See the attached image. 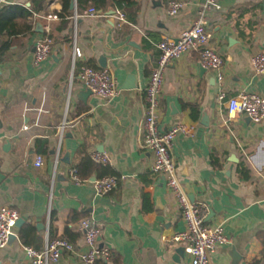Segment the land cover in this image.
<instances>
[{
  "label": "crops",
  "instance_id": "crops-1",
  "mask_svg": "<svg viewBox=\"0 0 264 264\" xmlns=\"http://www.w3.org/2000/svg\"><path fill=\"white\" fill-rule=\"evenodd\" d=\"M9 1L33 10L31 0ZM72 1L71 15L61 17L62 0H50L27 19L19 18L18 26L29 28L15 35L5 30L1 38L0 207L12 206L24 221L15 228L16 238L0 248V264H30L25 246L42 249L56 236L85 250L77 230L82 218L99 228V244L112 252L108 264H190L184 245L171 240L185 222L165 177L151 170L141 122L157 43L177 39L206 0H181L174 15L170 0H130L123 7L106 0L101 17L79 11L77 0L72 9ZM217 2L205 19L225 59L224 78L203 69L197 52L184 53L165 71L159 123L162 130L177 122L193 126L191 134L177 136L173 155L191 201L205 203L206 222L222 225L231 238L212 255L214 263L255 264L263 250L258 233L264 231V119L256 123L245 114H230L228 100L244 91L264 98V74H255L251 63L264 51V0ZM118 9L127 18L121 27ZM53 13L59 18L49 20ZM46 35L52 39L51 54L35 65V46ZM75 47L81 56H75ZM102 57L118 87L110 103L82 97L87 88L80 68H103ZM93 152L108 154V165L76 183L70 170ZM38 155L44 157L41 166L35 165ZM109 173L119 177L117 186L98 194L93 179ZM52 264L85 263L64 251Z\"/></svg>",
  "mask_w": 264,
  "mask_h": 264
},
{
  "label": "built area",
  "instance_id": "built-area-1",
  "mask_svg": "<svg viewBox=\"0 0 264 264\" xmlns=\"http://www.w3.org/2000/svg\"><path fill=\"white\" fill-rule=\"evenodd\" d=\"M218 0H206L199 10L197 20L177 38L165 37L157 43L159 54L152 67L149 80L143 90L145 111L142 118V147L152 153L151 170L163 175L167 185L176 197L181 209V216L185 222V229L172 237L173 242L182 243L185 251L190 257V264H215L212 255L221 245L231 242L222 225H211L206 222L209 208L205 203L191 201L182 186L177 174V162L173 155L174 141L179 134H191L193 126L183 122H177L166 130L160 128L159 110L161 106V95L163 93L165 71L167 67L179 59L188 51L197 52L200 65L218 73V79L223 80L222 68L224 57L217 51L213 43V35L206 27L205 13L208 9L218 7ZM10 4L9 0H0V6ZM181 0H170L168 11L177 14L182 8ZM89 15L103 16L102 12L91 8ZM56 13L49 14V20L58 19ZM75 19L77 14L74 15ZM115 17L118 26L121 27L127 21L123 11L117 10ZM48 27V26H47ZM48 30L50 28L48 27ZM52 39L46 35L39 40L34 50V63L40 65L51 54ZM75 56H81L78 47L74 50ZM255 74H264V51L255 53L251 59ZM1 64V59H0ZM79 76L84 86L91 94L102 103H110L118 93L116 80L108 68H96L88 64L81 66ZM226 94L221 92L220 98ZM230 114H245L253 122H261L264 119V98L257 93L241 92L228 100ZM27 129V127H24ZM92 159L100 164L108 165L109 156L106 153L93 152ZM44 157L38 155L35 160L36 166L43 164ZM73 181L81 183L77 167L70 170ZM119 177L116 175H104L93 184L98 194L111 191L118 184ZM20 213L9 205L0 207V248L8 244L11 234H15L17 221ZM77 230L82 233L85 250L78 248L66 236H56L48 239L42 249L33 246H25L26 254L30 264H52L62 256L64 251L73 252L85 264H93L98 260H110L112 252L107 246H101L98 242L99 228L89 219L83 218L77 224Z\"/></svg>",
  "mask_w": 264,
  "mask_h": 264
},
{
  "label": "trees",
  "instance_id": "trees-1",
  "mask_svg": "<svg viewBox=\"0 0 264 264\" xmlns=\"http://www.w3.org/2000/svg\"><path fill=\"white\" fill-rule=\"evenodd\" d=\"M50 0H31L32 2V7L33 10H29L25 7L18 6V5H12V4H7L4 5L2 9H0V53L3 48V43L1 41L2 35L4 31L6 30L9 35H15L19 34L24 31V29L29 28V26L26 24L24 27L18 26L20 22H18L19 18H23L24 20L27 19L29 16L33 14V11L39 12L44 8V4ZM71 0H62L63 2V9L59 13L61 17H66L71 15V11L69 10V3ZM78 2V10L79 11H89L91 8L96 9L98 12H105L107 10L106 0H100L99 4L96 3L97 5H83L84 0H77ZM113 3L115 5L117 4L119 7H123L124 5L128 6L130 4V0H113ZM102 165L100 163L95 162L92 157H86L84 161L77 167L78 173L81 177L82 180H85L87 178H90L91 174L93 173V169H98L99 166ZM86 171H88L86 173ZM115 175L114 173H109L106 175ZM83 219V218H82ZM79 219L78 221H80ZM68 233H70V230H67ZM22 236L24 237V234L22 233ZM258 237L261 240L263 244V250L261 252V258L260 260H255V264L260 263L264 259V231H261L258 233ZM31 246V245H27ZM93 264H108V261L105 260H98Z\"/></svg>",
  "mask_w": 264,
  "mask_h": 264
},
{
  "label": "water",
  "instance_id": "water-1",
  "mask_svg": "<svg viewBox=\"0 0 264 264\" xmlns=\"http://www.w3.org/2000/svg\"><path fill=\"white\" fill-rule=\"evenodd\" d=\"M27 6H31V3H30V2H27ZM71 8L74 9V10L76 9L75 0L72 1ZM114 13H115V10H112V11H110L108 14L111 15V16H113ZM112 18H114V17H112ZM100 66L103 67V68H105V67L107 66V61H106L105 57H102V58L100 59ZM203 69H205V68H203ZM202 71H203V70H202ZM89 95H92V94H91V91L88 90V89H87L86 91H83V92H82V97H83V99H85V98H86L87 96H89ZM93 180H96V178H94ZM23 221H24V220H23L22 218H19V220L17 221V224H16V225H17V226H20V225L22 224ZM15 238H16V235H15V234H11L10 237H9L8 244H9L11 241H13ZM183 250H185V249L182 248V251H183ZM179 252H180V250H179ZM234 257L239 258L240 255H238V254L236 253V254H234Z\"/></svg>",
  "mask_w": 264,
  "mask_h": 264
}]
</instances>
